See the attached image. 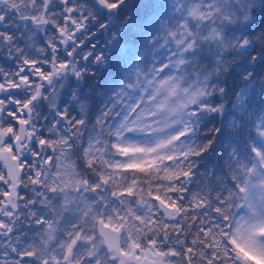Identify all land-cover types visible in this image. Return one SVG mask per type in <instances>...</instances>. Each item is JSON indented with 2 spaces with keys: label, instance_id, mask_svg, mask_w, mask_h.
<instances>
[{
  "label": "snow or ice",
  "instance_id": "obj_1",
  "mask_svg": "<svg viewBox=\"0 0 264 264\" xmlns=\"http://www.w3.org/2000/svg\"><path fill=\"white\" fill-rule=\"evenodd\" d=\"M0 264H264V0H0Z\"/></svg>",
  "mask_w": 264,
  "mask_h": 264
},
{
  "label": "clouds",
  "instance_id": "obj_2",
  "mask_svg": "<svg viewBox=\"0 0 264 264\" xmlns=\"http://www.w3.org/2000/svg\"><path fill=\"white\" fill-rule=\"evenodd\" d=\"M117 58H118L117 55H116V54H113V56H112V61L115 62V61L117 60ZM101 74H102V73H101ZM98 78H99V76H98Z\"/></svg>",
  "mask_w": 264,
  "mask_h": 264
}]
</instances>
